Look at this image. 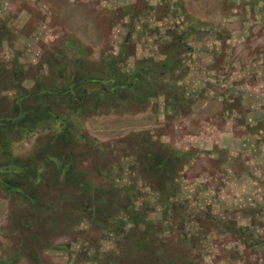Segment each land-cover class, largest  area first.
<instances>
[{
    "label": "rangeland",
    "instance_id": "rangeland-1",
    "mask_svg": "<svg viewBox=\"0 0 264 264\" xmlns=\"http://www.w3.org/2000/svg\"><path fill=\"white\" fill-rule=\"evenodd\" d=\"M1 22L5 25L0 27L3 112L10 111L21 90H31L36 77L43 82L57 78L58 73L48 70L52 56L70 62L82 51L88 61L97 63L104 56L119 55L125 43L130 52L120 63L123 74L132 73L137 61L160 64L176 56L187 68L161 76L166 83L184 87L187 99L194 102L188 113L174 111L161 95L145 101L138 112H127L129 107L87 122L84 134L92 145L74 147L79 170L87 171L88 180L98 184L95 165L109 158L111 182L116 188L135 187L132 204L137 210L145 207L150 225L126 220L125 231L119 233L113 232L115 217L109 216L103 229L83 217L79 227L73 225L69 232L63 230L68 234L49 240L68 245L66 252L40 250L43 264H148L142 248L135 247V240L145 242L148 234L142 233L144 241L135 239L138 233H129L131 227L148 226L156 234L155 261L167 255L176 264H264V243L248 248L237 231L222 226L249 232L264 242V1L254 7L246 0H0ZM192 23L199 31L184 41L192 50H175L169 57L170 46ZM221 35L225 39L220 41ZM14 65L21 74L13 73ZM141 131L175 151L198 153L175 183L179 193L170 210V204L161 203L158 188L140 179L138 165L129 155L133 135ZM47 135L36 131L13 143L14 159L0 157V172L7 167L28 170L27 161L32 162L37 148L47 144ZM82 151L91 156H81ZM37 158L31 167L38 179L44 160L40 154ZM14 176L4 172L0 178L10 187ZM14 179L27 186V181ZM41 187L45 198L70 192ZM24 209L16 197L0 190V260L13 253L17 242L13 234L24 229L25 220L19 221L32 215ZM125 209L117 219L129 217ZM62 210L53 221L68 226L70 208L65 205ZM17 264L30 262L23 258Z\"/></svg>",
    "mask_w": 264,
    "mask_h": 264
},
{
    "label": "trees",
    "instance_id": "trees-1",
    "mask_svg": "<svg viewBox=\"0 0 264 264\" xmlns=\"http://www.w3.org/2000/svg\"><path fill=\"white\" fill-rule=\"evenodd\" d=\"M261 1L264 0H246L247 4H252L254 7H257ZM3 26L5 25L1 22L0 27ZM198 31L194 23L185 28L182 36L177 38L176 49L175 46L172 48L167 45L171 49L169 57L175 56V50L191 51L192 49L187 47L184 41L189 35L194 32L197 34ZM218 39L221 41L225 38L221 35ZM129 47V44L125 43L121 45L119 55L104 56L97 63L88 61L82 51L80 56L70 62L61 63L52 56L48 61V70L58 73L57 78L52 76L50 81L48 79L43 82L41 77H36L35 85L31 90L24 89L19 96L15 95L11 102L13 106L7 113L2 111L4 107L0 104V126L3 127L0 131V157L3 160L10 159L11 162L14 159L13 143L23 141L36 131L46 132L49 137L45 146L36 147L38 150L32 162L27 161L28 170L7 167L0 172V176L4 172H9L16 174L18 180L27 181V186L23 188L17 183L18 181H15L16 176H14L12 184L7 187V183H4L5 179L0 178V190L6 196L16 197L25 205L23 212L32 214L29 219H26L27 214H25L19 221L22 224L25 220L22 224L24 229L17 230L13 234L17 238L13 253L2 258L0 264H17L23 258L30 264H43L41 249L66 252L68 245L57 246L49 240L53 236L68 234L63 230L69 232L73 225L79 227L83 217L88 219L90 225L99 226L100 229L108 225L109 216L115 217L118 221L113 222V232L119 233L125 231L127 221L131 225L135 223L150 225L145 218L147 214L143 212L145 207L141 205L137 210L132 204L135 187L116 188L111 182L109 170L112 172L113 165L109 162L110 159L102 160L95 165L93 174L99 178L98 184H93L88 180L90 174L79 170V161H77L79 155L74 149L78 143L87 147L92 145L88 135L84 133L87 122L94 118L126 112V108L129 107L127 112L135 110L138 112L141 106L145 105V101L161 95L167 97L166 107L174 111L188 113L193 107L194 102L190 98L187 99L184 87L179 86L177 82L166 83L161 76L162 73L174 74L175 69L180 71L186 69L183 60L175 56V59H165L160 64L153 60L137 61L132 73L123 74L120 71V63L128 59ZM2 68L3 65L0 64V69ZM13 68L16 76L21 74L20 68L15 65ZM180 78L183 79L184 76ZM133 138L129 155H132L138 165L140 179L145 185L158 188L161 203L170 204L168 206L170 210L175 203H172V200L179 193L175 190V183L179 180L183 168L197 156V151L190 153L175 151L167 145L154 142L147 132H138ZM39 154L44 160L42 164L44 168L37 179L32 171L34 167L31 166L37 162ZM83 155L91 156L86 151L81 152V156ZM94 155L102 156L101 159L106 157H103L102 153ZM20 171L22 173L18 174ZM101 182L103 185L100 184ZM41 186H45L48 190L69 188L70 192L45 198ZM65 205L70 208L67 214L70 217L66 221L68 226L53 221L63 212ZM125 208L128 210L126 217H129L125 220L123 217L117 219L119 217L116 216ZM74 211L81 214L73 217ZM222 226L225 231H237L242 244L248 248H258L264 243L255 239L249 232ZM152 232L154 231L151 226H148L145 229L131 227L129 233L132 235L138 233L134 234L135 239L144 241L142 233L148 234L145 242L139 243L135 240V247L142 248V256L147 259L148 264H176L167 255L162 257L158 255L160 259L156 261L153 259L152 249L156 234Z\"/></svg>",
    "mask_w": 264,
    "mask_h": 264
}]
</instances>
